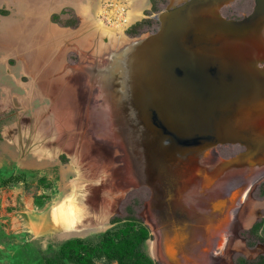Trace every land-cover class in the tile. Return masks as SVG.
I'll return each mask as SVG.
<instances>
[{"label":"rangeland","instance_id":"obj_1","mask_svg":"<svg viewBox=\"0 0 264 264\" xmlns=\"http://www.w3.org/2000/svg\"><path fill=\"white\" fill-rule=\"evenodd\" d=\"M245 3L236 0L221 16H247L252 6ZM168 6L169 0H0V264H45L59 252L72 259L65 264H105L107 254L73 257L62 247L104 234L112 237V250L142 243L149 261L158 264L150 193L123 187L126 166L119 151L97 139L104 132L97 122L89 128L93 107L79 67L118 49L121 34L138 39L153 33L154 17ZM137 25L136 36L129 35ZM235 153L218 149L223 159ZM244 179L224 177L221 195ZM263 187L264 179L251 186L235 209L236 227L247 221L245 230H234L225 256L212 264L264 257ZM218 195L214 190L202 203ZM64 203L68 219V213H56Z\"/></svg>","mask_w":264,"mask_h":264},{"label":"water","instance_id":"obj_2","mask_svg":"<svg viewBox=\"0 0 264 264\" xmlns=\"http://www.w3.org/2000/svg\"><path fill=\"white\" fill-rule=\"evenodd\" d=\"M235 1L169 0L153 33L121 34L118 49L79 67L89 128L97 122V139L119 151L123 187L150 193L158 264L225 256L226 239L247 224L236 227L235 209L264 179V0L239 20L222 17ZM223 147L235 156L219 157ZM233 174L245 184L221 195Z\"/></svg>","mask_w":264,"mask_h":264},{"label":"trees","instance_id":"obj_3","mask_svg":"<svg viewBox=\"0 0 264 264\" xmlns=\"http://www.w3.org/2000/svg\"><path fill=\"white\" fill-rule=\"evenodd\" d=\"M144 24L145 23H143L142 25ZM138 27L140 26L137 25L133 27L128 34L136 36V29ZM261 192V194L264 196V187ZM130 220H134V218ZM112 246L113 239L112 237H109L108 234H104L98 237H91L83 241H67L65 244H62L63 248H68L69 255L73 257H79V255H83L91 256L92 258H100V256L107 254L106 256L108 262H105V264H112V262L115 260L118 264H152L145 255L146 253L142 246V243H139L137 246L127 245L117 250H112ZM57 256L58 258L54 256L53 259L46 257L45 264H65V261L72 260L71 258L64 260L60 252ZM241 264H264V257L258 258L257 261L253 263L242 262Z\"/></svg>","mask_w":264,"mask_h":264},{"label":"bare ground","instance_id":"obj_4","mask_svg":"<svg viewBox=\"0 0 264 264\" xmlns=\"http://www.w3.org/2000/svg\"><path fill=\"white\" fill-rule=\"evenodd\" d=\"M136 0H134V2H135ZM127 19V18H126ZM122 22H125L126 23V21H125V19H123V21ZM122 28V27H121ZM69 204V203H68ZM66 205L67 204H63V205H61V207H60V209H58L57 211H56V213L58 214V216H59V218H61L62 217V215H64V213H68L69 212V210L66 208ZM70 213V212H69ZM69 213L68 214H65L66 215V219H68L70 216H71V214H70V216H69ZM68 221V220H67ZM59 222V221H58Z\"/></svg>","mask_w":264,"mask_h":264},{"label":"flooded vegetation","instance_id":"obj_5","mask_svg":"<svg viewBox=\"0 0 264 264\" xmlns=\"http://www.w3.org/2000/svg\"><path fill=\"white\" fill-rule=\"evenodd\" d=\"M247 2L249 1V3L250 4H248V3H245L246 4V7L245 8H248L249 6L248 5H251V6H253V4H252V1L251 0H246ZM141 10H142V8H141ZM140 10V11H141ZM240 19V18H239ZM239 19H228V20H239ZM158 25H159V23L158 22H156V27L154 28V30H153V32L157 29V27H158Z\"/></svg>","mask_w":264,"mask_h":264}]
</instances>
